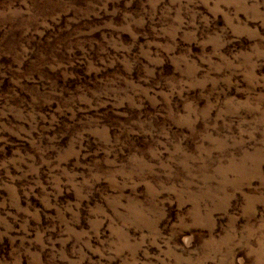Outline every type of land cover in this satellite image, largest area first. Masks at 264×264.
Listing matches in <instances>:
<instances>
[{
    "label": "rangeland",
    "instance_id": "rangeland-1",
    "mask_svg": "<svg viewBox=\"0 0 264 264\" xmlns=\"http://www.w3.org/2000/svg\"><path fill=\"white\" fill-rule=\"evenodd\" d=\"M0 264H264V0H0Z\"/></svg>",
    "mask_w": 264,
    "mask_h": 264
}]
</instances>
